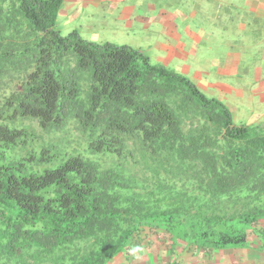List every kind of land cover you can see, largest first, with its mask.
I'll return each mask as SVG.
<instances>
[{"label":"trees","instance_id":"trees-1","mask_svg":"<svg viewBox=\"0 0 264 264\" xmlns=\"http://www.w3.org/2000/svg\"><path fill=\"white\" fill-rule=\"evenodd\" d=\"M63 2L0 0V264L264 240V125L138 49L61 35Z\"/></svg>","mask_w":264,"mask_h":264},{"label":"rangeland","instance_id":"rangeland-1","mask_svg":"<svg viewBox=\"0 0 264 264\" xmlns=\"http://www.w3.org/2000/svg\"><path fill=\"white\" fill-rule=\"evenodd\" d=\"M241 1L64 0L56 28L63 36L76 30L87 41L138 49L223 102L235 124L264 125V0H247L258 2L263 16L246 22ZM183 247L158 232L133 240L111 264H264V240L255 236L242 249Z\"/></svg>","mask_w":264,"mask_h":264},{"label":"crops","instance_id":"crops-1","mask_svg":"<svg viewBox=\"0 0 264 264\" xmlns=\"http://www.w3.org/2000/svg\"><path fill=\"white\" fill-rule=\"evenodd\" d=\"M241 4H242V6L243 7H246V8H248L249 9V13L250 14H248V11H241V13L240 14H242L243 15V17H241L240 16V18H241V20H243V19H245L244 21L246 22V17L248 16V15H257V16H260V14H261V16H263V12H260V5H259V3L257 2H255V4H253L252 6H249L248 5V1L247 0H243V1H241ZM245 22H242V23H245Z\"/></svg>","mask_w":264,"mask_h":264}]
</instances>
